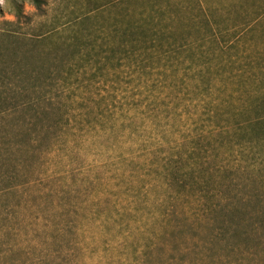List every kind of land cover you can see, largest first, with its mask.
Listing matches in <instances>:
<instances>
[{"label": "rangeland", "instance_id": "obj_1", "mask_svg": "<svg viewBox=\"0 0 264 264\" xmlns=\"http://www.w3.org/2000/svg\"><path fill=\"white\" fill-rule=\"evenodd\" d=\"M41 1L0 0V67L37 63L24 61L32 49L60 53L50 64L65 132L13 242L45 255L47 242L77 239L84 249H66L62 263L134 264L159 209L174 211L173 178L189 196L203 178L210 193L221 181L239 183L233 196L264 193V135L246 134L264 119V0ZM253 103L261 108L247 114ZM177 208L181 220L200 215ZM66 227L77 234L57 236Z\"/></svg>", "mask_w": 264, "mask_h": 264}, {"label": "trees", "instance_id": "obj_2", "mask_svg": "<svg viewBox=\"0 0 264 264\" xmlns=\"http://www.w3.org/2000/svg\"><path fill=\"white\" fill-rule=\"evenodd\" d=\"M32 2L40 8L42 1ZM68 47L63 48L68 50ZM37 55L39 61L35 64L18 60L8 69L0 67V264H64L62 253L71 249L79 253L84 249L77 239L66 245L59 241L47 242L48 251L44 255L43 247L29 239L22 245L13 242L21 237L22 230L28 232L27 213L23 218L20 216L22 208L26 212L29 209L26 195L34 188L35 178L47 174L46 159L65 133L60 119L61 106L56 100L59 88L54 91L58 78L50 64L60 53L32 49L23 55L24 61ZM4 58L0 52L1 65L6 63ZM250 107L247 114H255L261 104L253 103ZM249 122L247 136L264 135V119ZM261 150L264 152V144ZM189 175L190 172L184 177ZM172 182L174 211L159 209L160 229L151 243L146 241L141 251L136 248L132 252L130 260L134 264H264V193L255 191L233 196L239 183L227 185L221 181L217 185L220 192L210 193L203 183L201 191L189 196L187 185L183 184L185 193L182 194L176 187L180 181L173 178ZM252 188L257 190L255 186ZM183 204H188L190 210L195 207L200 215L192 219L188 218L190 213H184L181 220L176 206ZM14 220L21 222L18 231ZM58 229L59 237L67 235L65 230L78 232L71 227ZM57 244L60 245L54 248ZM170 248L175 256L164 257Z\"/></svg>", "mask_w": 264, "mask_h": 264}]
</instances>
